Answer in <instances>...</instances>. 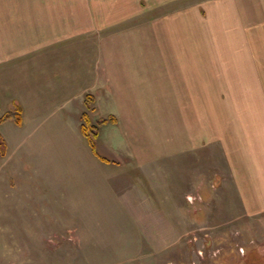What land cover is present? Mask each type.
<instances>
[{"label": "rangeland", "instance_id": "obj_1", "mask_svg": "<svg viewBox=\"0 0 264 264\" xmlns=\"http://www.w3.org/2000/svg\"><path fill=\"white\" fill-rule=\"evenodd\" d=\"M87 1L94 15L102 13L115 22L105 34L181 13L183 30L180 25L181 32L169 35L171 56L182 49L187 65L194 49L196 63L214 70L224 54L242 53L247 71L237 78L228 73L226 81L214 71L216 82H201L216 87L178 83L164 94L169 97L161 98L170 103L153 104L152 112L147 103L135 104L137 115L143 116L135 125L136 135L119 124L113 131L124 134L120 142L107 127L94 140L98 154L111 164L93 156L79 126L72 124L77 120L73 115L71 121L69 109L76 103L67 94L59 97L52 115L36 121L26 117L17 130L27 140L20 154L24 159H19L23 166L14 172V165L0 158V264H264V214L244 221L233 213L225 221L226 231L219 229L224 222L217 217L225 153L238 158L237 145L224 144L225 119L239 112L244 117L264 112V0H246V30L238 0ZM234 3L239 6L232 8ZM95 37H89L94 46L99 43ZM83 42L75 46L83 47ZM198 90L200 102L195 103ZM106 115L96 106L90 116L95 122ZM202 122L214 126L209 129ZM12 125L0 127L5 137ZM193 137L199 142L196 148ZM132 141L147 156L165 148L166 158L151 157L150 166L141 167L142 157L126 150ZM2 201L8 202L6 211Z\"/></svg>", "mask_w": 264, "mask_h": 264}, {"label": "crops", "instance_id": "obj_2", "mask_svg": "<svg viewBox=\"0 0 264 264\" xmlns=\"http://www.w3.org/2000/svg\"><path fill=\"white\" fill-rule=\"evenodd\" d=\"M74 1L73 5L71 0H63L62 6L57 5L56 0H0V118L6 113H15L18 108L21 112L20 124H16L12 119L0 123V127L10 122L14 124L9 128L10 133L6 137L0 128V135L5 144V154L0 152V158H6L5 163L14 165V172H18L19 167L23 166L24 158H21L20 154L27 143L26 138L22 139V134L18 136L17 130L24 126L26 117L30 121H36L55 113L59 97L63 98L65 94L76 103L68 112L71 121L73 115L75 116L77 125L73 121L72 124L76 128L79 126L80 133L82 113L87 112L91 118L90 115L95 112L97 106L104 109L107 115L96 120L111 116L115 118V123H108L101 128H109L108 132L115 135L120 142V137L124 134L113 131L117 125L122 124L128 129L131 127L134 131L129 134H135L137 120L143 119L142 113L137 115L135 104L147 103L148 110L152 112L153 104L170 103L161 98L168 96L164 94L168 89L173 91L178 83L198 89L216 87L215 83L201 82H216L214 71L222 72L224 81L231 78L226 77L228 73H235L237 78L241 77V72L247 71L242 53L234 56L224 54L220 67L218 65L213 70L210 66L212 71L196 63L199 56L194 49L191 53L192 62L189 64L190 59L187 60V65H184L185 54L182 49L177 50L179 55L175 56L173 53L171 56L167 51L169 35L172 31L178 33L183 30L184 18L181 13L170 18L166 15L164 18L161 16L159 19L145 20L141 26L117 28L113 33L105 34L104 30L109 23H115L109 21L112 18L105 19L104 15L98 12L94 15L89 11L87 0H81L79 4L77 0ZM237 2L240 5L239 16L243 17L241 21L246 30L247 10L242 12V7H247L248 3L246 0ZM239 5L234 3L232 8ZM93 35H96L95 38L99 41L96 46L91 45L92 41L89 39ZM139 38L143 39L144 46L140 45ZM96 39L94 41H97ZM77 41H85L83 47L75 46ZM157 44L160 45L159 48ZM143 53L145 57L141 59L140 55ZM156 57H159L160 64H156ZM218 80L222 79L219 77ZM223 85L232 86L224 83ZM88 88H91V91H88ZM152 88L163 90L153 92ZM88 95L93 97V109L89 111L85 106ZM195 98V103H199V90L196 91ZM233 103L239 101L235 100ZM110 105H113V108L109 107ZM146 115L144 114V118ZM248 115L244 117V114L239 112L233 117L230 114L224 123V144L237 145L238 158L232 159V153H225L227 172L223 181L224 192L221 194L222 207H219L217 216L224 222L222 227H219L220 230L223 228V231L228 229L225 221L230 220L233 213L244 221L247 217L264 214V112ZM202 124L208 125L209 129L214 126L208 122ZM193 139L192 144L196 148L199 142L195 137ZM182 140L185 145L184 138ZM136 141L138 143L139 139ZM109 143L113 146L111 141ZM128 149L133 151V156L137 154L142 157V162H138L141 167L150 166L153 161L151 157H165V148L147 156V151L141 146H136L133 141L127 144L126 150ZM93 156L105 165L112 163L109 159L102 160L94 154ZM19 159H22L21 162ZM129 165L130 162L127 161L125 166ZM5 203L8 205V202ZM5 203L2 201L1 205L6 211Z\"/></svg>", "mask_w": 264, "mask_h": 264}, {"label": "trees", "instance_id": "obj_3", "mask_svg": "<svg viewBox=\"0 0 264 264\" xmlns=\"http://www.w3.org/2000/svg\"><path fill=\"white\" fill-rule=\"evenodd\" d=\"M92 104H93V97L91 95H88L85 99L86 109L92 110L93 109ZM20 114L21 112L19 108L15 113H6L3 116H1L0 123L8 119H12L16 124H20L21 123ZM108 123H115V118L111 116L106 119H98L95 122H93L87 112H83L81 115V125H80L81 134L88 141L92 153L98 156L102 160H104V158L98 154L94 140L97 139L98 134L100 132V128ZM0 152L2 155L5 154V144L1 135H0Z\"/></svg>", "mask_w": 264, "mask_h": 264}]
</instances>
